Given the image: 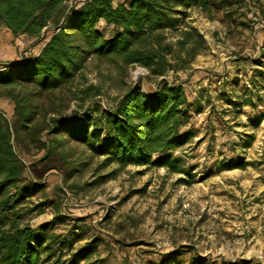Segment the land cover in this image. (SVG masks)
Wrapping results in <instances>:
<instances>
[{"label": "rangeland", "instance_id": "1", "mask_svg": "<svg viewBox=\"0 0 264 264\" xmlns=\"http://www.w3.org/2000/svg\"><path fill=\"white\" fill-rule=\"evenodd\" d=\"M210 1L211 16L194 9L187 20L204 35L206 51L197 57L193 70L165 78L170 85L185 87L191 105L190 119L180 129L184 140L167 153L186 173L129 166L114 172L106 184L84 190L102 159L94 158L88 170L65 184L60 163L38 162L42 153L25 157L36 172L32 180L42 190L19 208V223L38 228L56 214L64 218L47 233L58 237L48 244L59 250L48 264L57 259L68 264L84 248L95 251L81 252L79 264H162L169 252L178 254L183 264H264V0ZM67 3L69 11L82 6L78 0ZM113 4L128 5V0ZM98 28L108 40L119 31L105 21ZM53 33L50 28L33 43L29 37L23 51L16 52L10 44L13 53L6 52L0 62L17 65L32 59ZM84 78L104 85V95L91 105L109 107L118 95L116 73L92 61ZM129 81L150 93L161 80L148 79L146 70L135 67ZM4 101L14 103L0 98V111L12 120ZM259 118L262 122L255 128L252 120ZM246 135L254 137L249 148ZM69 148L74 149V159L85 161L90 155L83 146ZM243 162L249 164L246 169L239 168ZM47 163L56 169L38 179ZM29 177L25 174L22 182L30 185ZM72 184L79 188L71 189ZM4 216L0 231H8L15 219L12 213ZM37 219L43 223L36 225ZM47 254L42 251V258Z\"/></svg>", "mask_w": 264, "mask_h": 264}, {"label": "trees", "instance_id": "2", "mask_svg": "<svg viewBox=\"0 0 264 264\" xmlns=\"http://www.w3.org/2000/svg\"><path fill=\"white\" fill-rule=\"evenodd\" d=\"M194 9L208 16L213 13L210 0H128V5L119 6L113 0H87L70 11L67 0H0V31L8 28L16 37L40 40L50 28L55 30L36 58L17 65L0 62V98L14 103L12 120L0 111V227L4 215L15 216L11 228L0 231V264H48L59 251L48 244L58 237L47 233L62 216L56 214L38 228L19 223V208L42 190L32 180L36 172L25 160L29 155L42 153L38 162L60 163L65 184L88 170L94 158L102 159L84 190L106 184L114 172L129 166L187 172L167 153L184 140L180 129L190 119L191 105L185 87L170 85L165 78L193 70L195 60L207 49L204 35L187 22ZM101 21L119 28L112 39L99 30ZM92 61L108 66L117 76L118 95L104 109L91 105L104 95V85L84 78ZM135 67L146 70L148 79L161 80L152 94L129 81ZM80 77L84 81L78 82ZM261 122V118L252 120L255 128ZM246 139L249 148L254 137L246 135ZM70 144L85 147L90 155L85 161L74 159ZM114 166L115 171L98 174ZM248 166L243 162L239 168ZM55 169L47 163L36 177L42 179ZM25 174L30 185L22 182ZM92 249L73 254L68 264H79L81 252L90 255ZM42 251L47 258H42ZM55 264L65 263L57 259ZM162 264L183 263L178 254L169 252Z\"/></svg>", "mask_w": 264, "mask_h": 264}, {"label": "crops", "instance_id": "3", "mask_svg": "<svg viewBox=\"0 0 264 264\" xmlns=\"http://www.w3.org/2000/svg\"><path fill=\"white\" fill-rule=\"evenodd\" d=\"M80 3V5H83L85 0H78ZM4 36L7 37V39L3 38ZM5 39V40H4ZM29 37L26 36V35H21L19 37H16L14 36V34L12 33V31L8 28H4V30L2 32H0V57H4L6 56V52H7V55L8 53L11 55L13 53V49L10 48V44H14L15 47V51L17 52L18 50L19 51H23L25 48V45L28 44V42L30 43H33L34 41H36V39H32L29 41ZM50 39H48L38 50L37 54L33 57V58H36L37 56H39V54L42 52V50L44 49V47L46 46V44L49 42ZM154 92V91H153ZM153 92H150L149 94H152ZM6 107H7V111L8 113H12L14 114V104H9V102H6ZM45 215V214H44ZM44 215H40L41 216H44ZM41 220H38L35 222L36 225H39V224H42L43 222H40ZM40 222V223H39ZM39 223V224H38ZM46 221L43 223L45 224ZM36 227V226H34Z\"/></svg>", "mask_w": 264, "mask_h": 264}, {"label": "built area", "instance_id": "4", "mask_svg": "<svg viewBox=\"0 0 264 264\" xmlns=\"http://www.w3.org/2000/svg\"><path fill=\"white\" fill-rule=\"evenodd\" d=\"M86 1H87V0H85V2H86ZM74 7H75V6H74ZM74 7H73V8H74ZM76 7H77V5H76ZM65 25H66V23L64 24V26H65ZM54 31H55V30H54ZM59 31H60V29L57 30V32H59Z\"/></svg>", "mask_w": 264, "mask_h": 264}]
</instances>
